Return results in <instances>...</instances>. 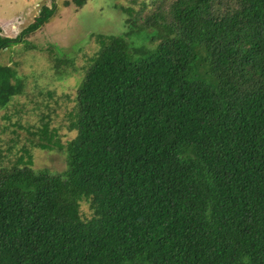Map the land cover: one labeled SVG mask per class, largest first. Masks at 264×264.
<instances>
[{"label": "trees", "instance_id": "obj_1", "mask_svg": "<svg viewBox=\"0 0 264 264\" xmlns=\"http://www.w3.org/2000/svg\"><path fill=\"white\" fill-rule=\"evenodd\" d=\"M118 7L127 30L94 34L79 70L52 49L41 71L0 64V264H264V0ZM49 151L65 171L34 168Z\"/></svg>", "mask_w": 264, "mask_h": 264}, {"label": "rangeland", "instance_id": "obj_2", "mask_svg": "<svg viewBox=\"0 0 264 264\" xmlns=\"http://www.w3.org/2000/svg\"><path fill=\"white\" fill-rule=\"evenodd\" d=\"M68 1L71 2L70 5L65 4ZM128 1L88 0L83 7H77L72 0H56L57 10L52 19L28 34L26 41L6 49L0 55V64H13L20 74L41 71L43 65L47 66L52 49L60 58L71 59L79 70L86 65L87 59L98 47L94 34H120L127 30V14L118 6L125 5ZM43 5L52 7V0H0V35L16 38L35 22ZM26 45H29L28 49ZM73 75L80 77L82 74L75 71ZM55 83L57 85H46L49 89H56L58 93L63 89L67 90L66 92L74 91L76 86L73 77L65 81L57 80ZM22 106L26 107L25 109L33 107L28 99L17 97L13 108L22 111ZM5 114L6 110L0 109V129L8 124L4 119ZM20 115L23 123L28 120L31 124L36 118L35 114L23 116L21 112ZM59 118L56 120L60 121ZM61 128L66 132L63 125ZM34 168H47L53 173H61L66 169V154L57 151L36 153ZM82 208L89 211L87 202H82Z\"/></svg>", "mask_w": 264, "mask_h": 264}]
</instances>
